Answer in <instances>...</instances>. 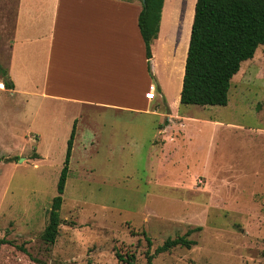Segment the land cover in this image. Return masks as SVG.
Masks as SVG:
<instances>
[{
    "label": "rangeland",
    "instance_id": "1",
    "mask_svg": "<svg viewBox=\"0 0 264 264\" xmlns=\"http://www.w3.org/2000/svg\"><path fill=\"white\" fill-rule=\"evenodd\" d=\"M189 4L167 0L166 11ZM188 22L174 35L164 27L156 49L159 68L169 56L171 82L182 75ZM165 73L154 75L152 114L79 116L76 105L0 91V264H126L116 254L135 264L147 255L151 264H264V44L233 76L226 106L182 105L167 91L168 110L156 89L168 87ZM35 85L17 82L29 92ZM75 121L50 244L40 236ZM188 231L190 248L155 252Z\"/></svg>",
    "mask_w": 264,
    "mask_h": 264
},
{
    "label": "crops",
    "instance_id": "2",
    "mask_svg": "<svg viewBox=\"0 0 264 264\" xmlns=\"http://www.w3.org/2000/svg\"><path fill=\"white\" fill-rule=\"evenodd\" d=\"M157 1V12L147 17V60L137 24L142 0H0V37L8 53L4 67L13 83L12 90L1 83L0 91L28 94L32 101L45 100L56 108L76 105L79 116L92 111L152 114L153 99L146 94L155 93L154 75L166 70L168 87L156 86L157 101L170 110L167 91H174L179 102L185 62L180 80L171 72V82L169 56L166 61L160 57L166 68H159L156 49L164 27L174 35L185 17L188 48L196 0H188L190 4L178 11H166L167 0ZM20 80L38 85L29 92L17 86Z\"/></svg>",
    "mask_w": 264,
    "mask_h": 264
},
{
    "label": "trees",
    "instance_id": "3",
    "mask_svg": "<svg viewBox=\"0 0 264 264\" xmlns=\"http://www.w3.org/2000/svg\"><path fill=\"white\" fill-rule=\"evenodd\" d=\"M138 16V29L145 46V57L151 58L150 33L147 26L148 12H157V0H144ZM264 44V0H196L191 25L182 89L179 103L182 105L226 106L230 83L243 62L253 58L259 45ZM6 90L13 89V83L0 68ZM76 134L74 122L69 139L65 160L57 184L56 196L51 201L48 223L40 238L53 244L59 234L61 219L59 210L62 205L66 180L69 174V161ZM199 230V229H195ZM191 233L174 239H166L156 249V253L167 252L176 247L190 248L195 243L187 240ZM149 243V241H147ZM2 243V241H0ZM264 256V252H263ZM120 262L135 264L134 255L123 258L116 254ZM147 264L152 256L147 255Z\"/></svg>",
    "mask_w": 264,
    "mask_h": 264
},
{
    "label": "built area",
    "instance_id": "4",
    "mask_svg": "<svg viewBox=\"0 0 264 264\" xmlns=\"http://www.w3.org/2000/svg\"><path fill=\"white\" fill-rule=\"evenodd\" d=\"M146 97H147L148 99H153L154 94H152V93H147V94H146Z\"/></svg>",
    "mask_w": 264,
    "mask_h": 264
},
{
    "label": "water",
    "instance_id": "5",
    "mask_svg": "<svg viewBox=\"0 0 264 264\" xmlns=\"http://www.w3.org/2000/svg\"><path fill=\"white\" fill-rule=\"evenodd\" d=\"M144 2V0H142Z\"/></svg>",
    "mask_w": 264,
    "mask_h": 264
}]
</instances>
